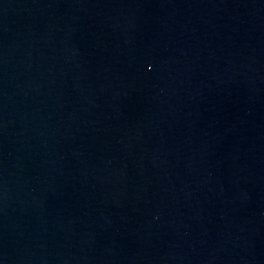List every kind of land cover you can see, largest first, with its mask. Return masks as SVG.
<instances>
[{"label":"water","instance_id":"water-1","mask_svg":"<svg viewBox=\"0 0 264 264\" xmlns=\"http://www.w3.org/2000/svg\"><path fill=\"white\" fill-rule=\"evenodd\" d=\"M0 264H264V0H0Z\"/></svg>","mask_w":264,"mask_h":264}]
</instances>
